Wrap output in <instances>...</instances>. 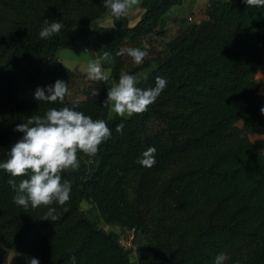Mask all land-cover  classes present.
Listing matches in <instances>:
<instances>
[{
  "label": "trees",
  "instance_id": "obj_1",
  "mask_svg": "<svg viewBox=\"0 0 264 264\" xmlns=\"http://www.w3.org/2000/svg\"><path fill=\"white\" fill-rule=\"evenodd\" d=\"M182 2L153 0L132 27L115 19L98 55L110 73L92 80L65 67L57 53L109 15L103 0H0V160L23 135L16 125L31 115L76 105L100 119L121 75H136L141 88L154 86L157 76L167 79L146 111L106 121L112 134L90 172L62 174L71 193L54 214L51 206L16 205L10 177L0 171V244L16 252L9 264L31 257L40 264H72V257L76 264H132L118 234L81 210L85 199L105 224L142 235L137 264H212L220 252L229 257L226 264H264V141L248 138L264 135V97L254 81L264 62V6L208 0L206 19L166 42L164 53L135 66L116 55L124 47L155 46L153 36L164 35L160 18ZM45 19L63 28L42 40ZM105 52L111 55L101 59ZM56 80L68 84L62 103L34 99L37 87ZM150 147L154 162L143 166L138 158Z\"/></svg>",
  "mask_w": 264,
  "mask_h": 264
},
{
  "label": "clouds",
  "instance_id": "obj_2",
  "mask_svg": "<svg viewBox=\"0 0 264 264\" xmlns=\"http://www.w3.org/2000/svg\"><path fill=\"white\" fill-rule=\"evenodd\" d=\"M135 0H103L108 14L113 19L125 15ZM246 5L261 7L264 0H244ZM63 24L58 20L51 23L48 19L38 33L40 39L47 40L60 33ZM111 54L105 52L101 59H107ZM117 56L127 55L139 65L143 63L148 52L139 47H126L116 52ZM88 78L106 80L100 61H93L88 67ZM167 86L163 76L155 78L152 87L137 86L134 74H123L117 83L107 91V101L111 102V110L118 116L131 117L143 113L148 106L156 101ZM69 94L68 84L56 80L54 84L37 87L34 99L48 103L63 102ZM264 114V107L260 109ZM124 124L116 126L117 132H122ZM16 131L22 133L7 151L6 159L0 160V171L10 178L8 184L14 190L13 202L25 209L48 207L50 214L56 212L54 205H64L70 198L71 183L62 179V174L68 169H77L80 160L78 153L94 156L99 146L111 136V130L103 119H93L77 110V106L51 107L43 115H31L26 122L16 125ZM156 149L148 148L138 163L150 166L154 162ZM17 177H23L17 182ZM229 257L226 253H217L212 264H226ZM72 264L76 258L72 257ZM27 264H40L36 257L28 258Z\"/></svg>",
  "mask_w": 264,
  "mask_h": 264
},
{
  "label": "crops",
  "instance_id": "obj_3",
  "mask_svg": "<svg viewBox=\"0 0 264 264\" xmlns=\"http://www.w3.org/2000/svg\"><path fill=\"white\" fill-rule=\"evenodd\" d=\"M151 1L153 0H135V3L129 8L127 13L123 15L125 22L124 20H118L117 24L119 26H123L124 24H126L128 27L134 26L139 21L149 2ZM206 2L207 0H183L180 6L188 3V5L191 7L189 10L190 12H187L184 14V16H180V14L177 13H174V16H171L172 12L175 10V6L172 7L171 10L165 13L159 20L158 29L164 31V35L162 37L153 36V38L156 39L157 43L168 42L183 32L189 25L199 24L203 19L202 15H200V10L205 7ZM192 15L195 18V21L193 22L191 17ZM113 26H115V19H113L110 15L96 20L92 26L89 27L91 29L90 33L80 37L75 42L73 47L78 46L87 51H94L95 55L98 57L103 46L105 36L104 29L111 28ZM254 81L259 92L264 97V62L254 76ZM115 114L116 113L111 110V102L107 101L106 99L104 103V110L100 119L103 118V120L107 121ZM251 135L255 137L253 142L258 140L264 141V135L262 134ZM5 251L6 248L0 244V264H9L12 259V257L8 259L6 258L7 260L4 259Z\"/></svg>",
  "mask_w": 264,
  "mask_h": 264
},
{
  "label": "rangeland",
  "instance_id": "obj_4",
  "mask_svg": "<svg viewBox=\"0 0 264 264\" xmlns=\"http://www.w3.org/2000/svg\"><path fill=\"white\" fill-rule=\"evenodd\" d=\"M207 4H208V0L206 2L205 7H203L202 10H200V15H202V17H203L202 20L206 19L204 10H205ZM180 5L175 6V10H174V12H172L171 16H174L173 15L174 13L180 14V16H184V14H186L187 12H190L189 10L191 7L188 5V3L183 4L182 6H180ZM191 17H192V22L195 21L194 16L192 15ZM122 18H123V16H122ZM87 29H88V31L91 30L89 27ZM165 43L166 42H163V44L162 43H154L155 46H152V45H149V46L146 45L145 46V44L142 43L139 46V48L148 52V55L144 58V60L153 58L159 52L163 51V53H164V50H165L164 47L166 45ZM124 48H126V47H124ZM124 56L126 58L128 65H131V66L137 65L131 60L130 57H128L127 55H124ZM57 60L60 61L65 67H67L68 69H70L71 71H73L77 74L88 75L89 65L93 61H98L99 59L95 55L94 51H87L85 49H82L81 47L75 46L72 49L60 50L57 53ZM149 71H150V69L142 71L140 73L139 77L140 78L145 77ZM102 72L106 76H108L110 73L108 69H104V70H102ZM248 138L252 142L255 139V137L253 135L248 136ZM263 152H264V150H263ZM78 158L80 160L79 167L77 169H72V172L78 177H83L90 172L89 166L94 161V158H93V156H88V155L82 154V153L78 154ZM80 207H81V210L87 215V217L97 225V227L103 228L106 231H115L119 236V241H121V243L123 245H125L124 243H127V240H125V242L123 241L124 239L127 238V233H126L125 229L118 228V227L113 228L112 226L105 224L104 221L101 219L99 212H98V209H97L94 202H92L88 199H85L80 204ZM143 244H144V238L142 237V235L135 233L134 238H133L132 243H131L132 248L130 249L129 246L125 247V251L129 253V259H130V262L132 264H137L138 249H140ZM15 255H16V252L14 249H6L5 254H4V256H5L4 259L7 260L10 257L13 258Z\"/></svg>",
  "mask_w": 264,
  "mask_h": 264
},
{
  "label": "built area",
  "instance_id": "obj_5",
  "mask_svg": "<svg viewBox=\"0 0 264 264\" xmlns=\"http://www.w3.org/2000/svg\"><path fill=\"white\" fill-rule=\"evenodd\" d=\"M125 231H126V233H127V238L124 239L123 241L125 242V240H127V243H124L125 245H123V244L121 243V241H119L120 244L122 245V247H123L124 250H125V247H126V246H129L130 249L132 248L131 243H132V240H133L134 235H135V233H136L134 229H125ZM133 248H134V247H133ZM135 249H136V248H135Z\"/></svg>",
  "mask_w": 264,
  "mask_h": 264
}]
</instances>
